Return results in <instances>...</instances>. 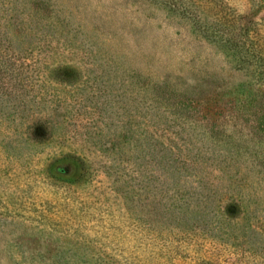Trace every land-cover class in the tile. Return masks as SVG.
Wrapping results in <instances>:
<instances>
[{
    "label": "rangeland",
    "instance_id": "obj_1",
    "mask_svg": "<svg viewBox=\"0 0 264 264\" xmlns=\"http://www.w3.org/2000/svg\"><path fill=\"white\" fill-rule=\"evenodd\" d=\"M226 1L264 22V2ZM251 82L155 0H0V264H264V111L235 107ZM202 122L213 175L148 163Z\"/></svg>",
    "mask_w": 264,
    "mask_h": 264
},
{
    "label": "trees",
    "instance_id": "obj_2",
    "mask_svg": "<svg viewBox=\"0 0 264 264\" xmlns=\"http://www.w3.org/2000/svg\"><path fill=\"white\" fill-rule=\"evenodd\" d=\"M163 4L168 10L173 13H179L184 17H191L199 31L203 36L207 37L214 43L222 46L229 55H232L235 66L239 69H246L250 74L253 83L251 82L248 85L241 86V93L249 95L245 100H239L236 103L235 107H242L247 111H251L256 114L257 111H254L253 107L259 108V110L264 111V22L260 24L257 20L253 18L252 13L249 11L247 13H240L235 7L231 6L226 0H155ZM254 4H261L264 0H251ZM252 7V6H251ZM250 7V8H251ZM245 88L247 89L245 91ZM250 103V104H248ZM179 114V113H178ZM180 115V114H179ZM181 116V115H180ZM187 118V117H186ZM188 119V118H187ZM195 120L191 121L190 128H197L199 126V118H194ZM180 119H177V121ZM203 120V119H202ZM209 122L208 120H204ZM208 125V123L206 124ZM202 130L199 134L188 133L187 127L177 129L175 132V137L178 140H181V146L176 149H172L166 143L159 140H153L154 146L158 151L155 155L148 158V163L156 161L160 164L163 158H166L168 161V170L170 174L176 173L177 167L175 163L181 162L180 167L184 171L185 169H190L193 176H197L199 179H202L206 176H211L215 172L214 166L215 163L211 161L209 163L203 164L202 159L208 153H211V149H207L208 142L217 143L215 137V129L211 131L204 127L203 122L201 123ZM209 126V125H208ZM258 127L262 133H264V117L260 119ZM43 134L38 131L35 132L37 139L43 140L48 135L49 129H46ZM38 134L41 136H38ZM151 135H154L153 133ZM235 138L237 134L234 132ZM222 138V137H221ZM200 142V144L197 143ZM261 147L258 152V156L264 151V134H261ZM221 143V142H220ZM153 144L151 147H153ZM228 145V144H223ZM150 147V148H151ZM232 149L233 145H229ZM234 150L238 153L240 148L236 147ZM160 152L162 155H159ZM71 153H69L70 155ZM237 155V153H235ZM64 155V153H63ZM234 156V154H233ZM232 156V157H233ZM76 158V157H75ZM257 158V157H256ZM262 158V163L260 164L261 168L264 170V157ZM80 159V158H78ZM211 160V156L209 158ZM253 165L255 160L249 158ZM259 166V165H257ZM151 177V175H150ZM145 184V183H142ZM197 189L196 187H193ZM200 194H202L200 192ZM206 196V195H205ZM202 199L196 198L194 201L192 198L186 199L185 202L188 205L201 201L206 203V200L209 199V195ZM239 201L235 197L227 200L226 203L221 205L223 211L228 212V215H234L239 211ZM191 206V205H190ZM209 211L213 212L214 217L217 216V211L215 209L208 208ZM219 210V208H218ZM220 211V210H219ZM226 214V213H224ZM167 216V215H166ZM221 214L218 217V221L221 220ZM169 217L167 216V219ZM169 223L170 218L168 219ZM148 224V223H147ZM152 231V238L154 242L155 251L158 248L159 255L165 256L171 254L167 253V247L169 240H165L164 236L158 234L151 225H144ZM191 228V227H188ZM189 231V230H186ZM180 235H175V240L181 242ZM184 242V241H183ZM182 250V249H181ZM180 252H176V255ZM178 256V255H177ZM191 255H188L189 257ZM186 257V258H187ZM192 258H196L192 256ZM203 264H209V261L201 260Z\"/></svg>",
    "mask_w": 264,
    "mask_h": 264
}]
</instances>
